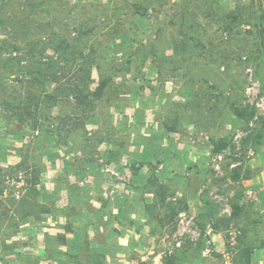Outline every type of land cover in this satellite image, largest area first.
Wrapping results in <instances>:
<instances>
[{"label":"rangeland","instance_id":"rangeland-1","mask_svg":"<svg viewBox=\"0 0 264 264\" xmlns=\"http://www.w3.org/2000/svg\"><path fill=\"white\" fill-rule=\"evenodd\" d=\"M9 1L14 8L21 0ZM168 1V7L179 2ZM108 2L56 0L30 37L40 20L72 22L78 4L107 18L112 7L101 13L98 6ZM198 3L194 16L213 39L220 19L233 22L227 50L238 51L239 31L256 34L250 15L264 16V0ZM170 16L131 18L146 45L131 63V31L112 34L104 23L98 33L130 73L100 93V70L90 66L87 87L96 111L88 119L63 102L35 130L4 106L25 93L26 80L12 73L15 61L0 62V264H162L184 245H193L187 264H241L248 247L251 263L264 264V54L206 64L189 47L184 61L159 67L152 56H174L182 39ZM1 30L0 53L8 40ZM43 36L54 55L56 40ZM17 45L25 55L24 43ZM34 180L39 191L32 208ZM163 201L174 210H162L161 225L155 216Z\"/></svg>","mask_w":264,"mask_h":264},{"label":"trees","instance_id":"trees-1","mask_svg":"<svg viewBox=\"0 0 264 264\" xmlns=\"http://www.w3.org/2000/svg\"><path fill=\"white\" fill-rule=\"evenodd\" d=\"M198 1L179 0L168 7V2H170L168 0H109L108 3H101L98 6L100 7L98 11L101 13H103L101 10L108 11V7H112V13H106L107 18L101 17L100 14L92 15L86 5L78 4L75 6L76 16L72 22L63 24L56 18L40 20L35 28L36 37L34 38L30 37L33 23L39 21L40 18L43 19L52 9H55L56 0L47 2L21 0L15 2L14 8L11 7L9 0H0L1 33L8 39L3 41L0 62L8 66L10 60L15 61L16 63L10 64L12 73L19 74L26 80L23 83L26 85L25 93H15L13 98L4 102V106L6 109L11 108L15 115L30 120L35 130L42 128L45 122L50 121V111L63 102L69 104L78 116L84 119L91 117L96 111L94 105L96 100H93L95 95L87 87L91 78L90 66L95 65L100 70L102 79L98 89L100 93L104 92L114 79L130 73V68L118 63L116 56H113V44L104 43L103 36L98 33L104 27L105 22L111 23L109 28L111 31L113 30L112 34L121 33V30L127 28L131 31L129 40L133 48L128 56V63H131L135 59L134 57L140 55L146 47L137 38L138 28L135 25V20H131V18L144 19L155 13L171 15L172 20L169 26L176 28L182 38L180 42H176L177 46L174 44V56L169 58L152 56V59L158 62L159 67L164 65L165 61L181 63L186 59L185 54L189 51V47L193 49V52H196L199 61H205L206 64L219 62L227 65L233 59L242 62L244 58L251 61V58H259L264 54V16H260L258 10L252 14L254 16H249L248 22V25L253 27L252 25L257 21L254 26L256 34L254 35L253 30L239 31L236 33L238 35L236 37H239L238 51L227 50L225 47L232 41V31L235 30L233 22L224 17L220 19L218 30L219 32L221 30V33L214 34L218 37L213 39L214 36L209 33L210 27L208 28V25L194 16L195 8H198L197 5L200 4ZM105 7L107 9H104ZM233 17V20L238 19L236 15ZM102 19L105 21L102 22ZM62 25H65L66 31L60 30L59 26ZM45 34L56 40L54 55L47 52L46 43L43 41ZM19 41H22L27 47L25 55L21 54L22 46L17 45ZM16 52L19 54L11 59L3 58ZM159 70L161 69L159 68ZM240 115H243V112ZM38 184L39 180H34L29 189L32 200L28 199V201L31 205L33 204L32 208L38 205ZM171 206L170 204L166 205L163 201L158 215L155 216L161 225L166 222L167 217H163L162 210L165 209L170 213L169 210H174ZM154 207L157 208V205ZM154 207L149 206L148 211L154 210ZM27 214L30 217L33 212ZM190 248H193V245L190 247L184 245L182 248L168 253L163 258L162 264H187ZM197 249L204 250V243L200 242ZM241 253V264H252L251 249L249 247L242 248ZM236 263L239 264L238 260Z\"/></svg>","mask_w":264,"mask_h":264}]
</instances>
